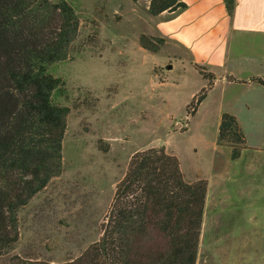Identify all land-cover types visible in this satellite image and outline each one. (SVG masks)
<instances>
[{"label":"rangeland","instance_id":"obj_1","mask_svg":"<svg viewBox=\"0 0 264 264\" xmlns=\"http://www.w3.org/2000/svg\"><path fill=\"white\" fill-rule=\"evenodd\" d=\"M67 1L80 15L79 35L69 59L50 68L63 80L56 101L70 108L63 171L20 210L13 252L52 263L79 257L102 237L134 153L165 146L187 181H208L197 264H264V162L245 167L264 154V86L213 72L209 88L203 70L155 33L151 0ZM143 35L157 51L141 45ZM250 101L255 113L245 109ZM224 112L247 138L235 160L231 147L217 144Z\"/></svg>","mask_w":264,"mask_h":264},{"label":"trees","instance_id":"obj_2","mask_svg":"<svg viewBox=\"0 0 264 264\" xmlns=\"http://www.w3.org/2000/svg\"><path fill=\"white\" fill-rule=\"evenodd\" d=\"M224 3L233 16L237 0ZM187 6L151 0L149 12L157 16ZM79 29L80 15L67 0H0V264H197L208 181H187L180 159L165 146L134 153L102 237L79 257L52 263L13 252L20 210L63 171L70 108L56 101L63 80L50 68L69 59ZM141 45L158 50L150 36H141ZM195 66L211 88L214 73ZM251 80L264 86L261 77ZM206 94L205 87L188 114H195ZM217 144L231 147L234 160L247 148L234 114H222Z\"/></svg>","mask_w":264,"mask_h":264},{"label":"crops","instance_id":"obj_3","mask_svg":"<svg viewBox=\"0 0 264 264\" xmlns=\"http://www.w3.org/2000/svg\"><path fill=\"white\" fill-rule=\"evenodd\" d=\"M182 1L187 8L153 16L155 33L179 48L190 64L205 66L218 78L228 75L248 86L256 85L253 77L264 79V0H237L233 16L224 0ZM238 68L243 77H236ZM245 107L255 113L253 102H246ZM256 148L261 151L263 147ZM255 161L264 162V154L252 156L251 165L245 167H258Z\"/></svg>","mask_w":264,"mask_h":264},{"label":"water","instance_id":"obj_4","mask_svg":"<svg viewBox=\"0 0 264 264\" xmlns=\"http://www.w3.org/2000/svg\"><path fill=\"white\" fill-rule=\"evenodd\" d=\"M169 67H171V65Z\"/></svg>","mask_w":264,"mask_h":264}]
</instances>
